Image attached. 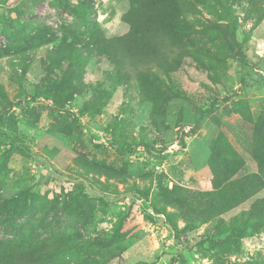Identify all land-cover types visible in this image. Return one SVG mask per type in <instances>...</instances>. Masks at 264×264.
<instances>
[{"label":"rangeland","instance_id":"rangeland-1","mask_svg":"<svg viewBox=\"0 0 264 264\" xmlns=\"http://www.w3.org/2000/svg\"><path fill=\"white\" fill-rule=\"evenodd\" d=\"M127 10L0 0V246L55 239L53 264H264V221L241 219L264 190L205 215L227 201L218 170L264 179V0L197 4L181 70L147 93L96 44L127 32Z\"/></svg>","mask_w":264,"mask_h":264},{"label":"trees","instance_id":"trees-1","mask_svg":"<svg viewBox=\"0 0 264 264\" xmlns=\"http://www.w3.org/2000/svg\"><path fill=\"white\" fill-rule=\"evenodd\" d=\"M127 1L128 10L121 18L128 27L127 32L110 38L99 36L96 44L120 80L129 83L135 79L140 92L147 93L146 80L158 81L162 75L170 80L171 75L181 70L188 56L185 40L192 31L185 18L193 13L197 4L209 7L211 2L219 3L220 0ZM10 146L24 155L31 154L27 147L15 141L11 140ZM231 176L223 170L215 173L212 182L216 188L221 187L216 193L219 199L227 201L208 207L207 218L230 211L264 190L263 178L240 183L229 181ZM241 219L264 221V196L255 199ZM65 248L67 246L55 239L14 240L0 246V264H53Z\"/></svg>","mask_w":264,"mask_h":264}]
</instances>
